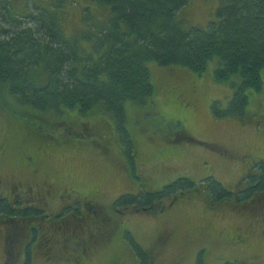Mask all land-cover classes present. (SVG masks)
<instances>
[{"label":"rangeland","instance_id":"obj_1","mask_svg":"<svg viewBox=\"0 0 264 264\" xmlns=\"http://www.w3.org/2000/svg\"><path fill=\"white\" fill-rule=\"evenodd\" d=\"M10 3L21 15L34 7L55 11L68 37L94 33L96 29L89 25L90 21L108 17L107 10L93 0ZM219 6V0H191L180 17L187 29H205ZM88 8L90 12L85 11ZM84 44L90 49L89 43ZM148 66L155 86L154 104L125 109L121 132L109 113L106 115L111 126L104 123L103 114L92 113L82 119L75 115V128L63 126L57 128L58 132L86 135L74 140L66 134L64 138L50 136L55 139L49 140L50 144L56 143V147L49 161H40L42 174L35 173L37 166L25 159V152L38 147L34 134L40 128L28 122L19 110L23 107L11 97H1L2 185L11 187L16 184L14 181L25 182L33 176L48 174L55 192L73 190L74 196L97 202L111 219L105 227L107 236L86 255L81 246L72 244L66 257L60 243L65 242V233L59 229L52 259L38 250L32 264H141L133 240L149 251L152 264H195L199 256L206 264H264V200L252 209L243 208L244 211L235 210L233 204L212 207L206 200H182L164 211H159L164 201L155 211L135 213L136 210L125 212L113 207L124 192H136L146 185L158 190L180 178L194 182L214 178L223 185L235 186L245 181L251 164L264 158V71L262 90L250 92L246 114L239 118L227 114L231 111L234 89L216 80L215 63L202 74L154 62ZM86 125L95 127L83 129ZM38 133L46 135L45 131ZM50 205L55 207L58 203ZM99 207L93 206L100 210ZM91 227L97 230L93 224ZM8 247L12 255L0 243V264H21V253L16 255L21 248L17 249L16 244Z\"/></svg>","mask_w":264,"mask_h":264},{"label":"trees","instance_id":"obj_2","mask_svg":"<svg viewBox=\"0 0 264 264\" xmlns=\"http://www.w3.org/2000/svg\"><path fill=\"white\" fill-rule=\"evenodd\" d=\"M190 1L93 0L107 10V19L90 21L89 25L96 29L94 33L68 37L55 11L34 7L21 15L12 9L10 0H0V99L4 94L11 97L23 107L19 110L28 122L43 129L34 134L38 147L25 152V159L37 166L35 173L40 172L41 162L52 157L56 143L50 144L49 140H55L50 136L64 138L66 134L74 140L86 135L65 133V130L58 132L57 128L63 126L75 128V115L82 119L91 117L92 113L103 114L104 123L111 126L106 115L109 113L121 132L125 109L153 105L155 86L148 66L151 62L162 67H183L198 74L215 63L216 80L228 83L234 89L231 111L227 114L244 118L250 92L262 90L264 0H219L215 17L205 29L185 27L180 13ZM85 11L90 12V9ZM84 41L89 43L90 49ZM88 123L91 122L85 124ZM91 128L86 125L83 129ZM39 131H45L46 135L40 136ZM182 133L187 137L184 131ZM251 166L245 177L248 182L243 179L235 186L223 185L214 178H206L203 182L180 178L162 189L152 190L146 185L150 189L141 187L136 192H124L113 207L125 212L136 210L135 213L155 211L164 201L159 207V211H164L182 200H206L212 207L233 204L235 210H249L264 200V159ZM48 178V174L33 176L6 187L0 177V243L6 252V248L10 249L8 244L21 248L16 253L22 255L21 264H32L38 250L52 259L55 250L51 249L58 244L57 237H41L33 231L44 226L48 233L57 232L58 227L53 223L60 221L68 209L72 212L71 199L58 200L51 186L45 188L52 184ZM26 189L31 193L29 203L19 196ZM68 191L71 195L74 193ZM76 199H79L77 195ZM56 202L58 206L50 205ZM59 210L60 216L55 217L54 212ZM100 217L101 232H104L105 220L108 225L111 219L103 212ZM24 224L33 230L31 237L18 239L16 229ZM8 229L14 233L10 240L6 239ZM64 230H67L66 226L60 231ZM106 236L90 242L89 247L71 234H65V242L60 243L66 257L68 250L76 245L81 246L86 255ZM133 241L140 263L152 264L149 251ZM195 264L206 263L199 256Z\"/></svg>","mask_w":264,"mask_h":264},{"label":"flooded vegetation","instance_id":"obj_3","mask_svg":"<svg viewBox=\"0 0 264 264\" xmlns=\"http://www.w3.org/2000/svg\"><path fill=\"white\" fill-rule=\"evenodd\" d=\"M262 159H264V158H262ZM251 172H253V170H251ZM254 173L256 174V172H254ZM49 186H51L52 190L54 189L53 183L47 184V186L45 188L48 189ZM67 192L69 193L68 190L66 192L64 190L60 191V192H56L55 196H57L58 200L65 199V198H69L72 200V199L76 198V195L75 196L73 195L74 193L72 195H71V193H69V195H66ZM23 194H19V196L24 198V202L29 203V199L31 197L30 190L26 189V191ZM46 196H48V195L46 194ZM46 196H45V202H47L46 199L48 200V198ZM78 197H79V199H76V200L74 199V201L69 204V207L72 209V212H70L68 209V213L66 215L62 216L60 221H58V222L55 221L53 223V225L55 227H58L57 232H49L48 233L47 230H44V226H43L44 224L42 225L43 227H41V229L36 228V231H33L32 229H30L28 224H24V225L17 227V229H16L17 235H19V237H17V238L18 239L19 238L24 239L26 237L29 238V235L31 237L32 231L38 233L37 235H40V236H42L41 233L44 232L46 235V238H48L49 236L57 235L59 232V229H62L66 226L67 230L66 231L64 230L65 234L68 233V234L79 237L81 239V241L84 243V245L86 247H89L90 242L92 243V242L98 240L101 236H105V234L108 232V230H107L108 227H107V223H106L107 220H105V222H104V224H105L104 228L105 227H107V228H105L104 232H101L100 226L102 225V223L100 221V218H101L100 213H102V208H100L98 206L97 202L94 203V201H91L85 197H80V196H78ZM6 198H8V197H6ZM94 205L99 207L100 210L98 208H93ZM46 207H47V205H46ZM59 214H61V210L54 212L55 217L57 215L60 216ZM39 221H41V220H39ZM91 224H93L95 227H97V230L95 228H92ZM25 231H26V233H25ZM13 234L14 233L12 232V230L8 229L6 231V239L10 240L13 237ZM49 246H50L49 243H47V247H49ZM54 247L51 249V251L54 250ZM9 251H10L9 254L12 255L10 249H9ZM3 264H7V262L5 261Z\"/></svg>","mask_w":264,"mask_h":264}]
</instances>
